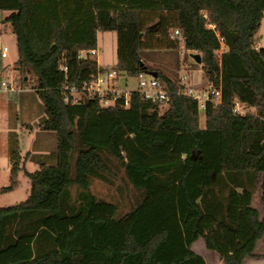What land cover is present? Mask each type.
Segmentation results:
<instances>
[{"label": "trees", "instance_id": "16d2710c", "mask_svg": "<svg viewBox=\"0 0 264 264\" xmlns=\"http://www.w3.org/2000/svg\"><path fill=\"white\" fill-rule=\"evenodd\" d=\"M0 11L17 37L21 85L43 103L41 143L55 139L51 152L12 147L11 183L0 193L18 188L20 173L31 190L0 207V264H208L193 249L199 238L223 264L257 257L264 47L256 35L264 0H0ZM99 30L117 34L119 77L158 73L165 110L139 88L127 106L123 98L111 106L98 96L65 100L64 86L80 88L105 70L79 56L97 47ZM180 44L201 55L205 80L221 90V102L203 108L205 127L179 75L147 54ZM94 180L122 196L129 189V209L97 197Z\"/></svg>", "mask_w": 264, "mask_h": 264}, {"label": "rangeland", "instance_id": "374dc122", "mask_svg": "<svg viewBox=\"0 0 264 264\" xmlns=\"http://www.w3.org/2000/svg\"><path fill=\"white\" fill-rule=\"evenodd\" d=\"M7 12L1 11L0 14V88L1 82L10 84L13 90L0 91V158L11 153L15 141H18L22 154L31 149L46 147L48 152L55 148L54 135L47 137V143H41V131L39 124L45 116L43 103L35 94L30 85L23 87L21 85L20 73L16 68L15 62L18 59L17 37L13 31L12 25L5 21ZM256 43L259 47H264V17L256 35ZM97 47L99 53L95 56L98 64L105 70L101 73L106 76V70L115 68L117 62V34L113 30H99L97 32ZM7 48L8 56L3 57L2 52ZM152 65L159 67L171 75H179L184 79L187 87L192 88L195 94H202L208 89V83L205 80L204 73L200 64L192 65L193 58L191 53L187 52L184 45L180 44L177 48L156 49L154 52L147 53ZM149 74L145 79L150 80ZM119 86L129 96L130 92L139 88L138 77L124 76L119 79ZM23 90V91H21ZM17 94V96H16ZM167 104L162 103L161 110H165ZM206 119L204 109L200 108V127H205ZM13 133L17 136L13 138ZM54 134V133H52ZM7 143V145H5ZM43 145L41 146L40 145ZM33 144V145H32ZM46 145V146H44ZM10 149V150H7ZM29 171L38 169L34 162H28ZM11 172L10 169H0V188L9 186ZM20 185L12 191L0 193V207L15 205L25 201L31 190L29 179L20 173ZM264 173L259 174L257 189L253 197L252 205L256 208L261 217H264ZM93 193L99 197L110 201H119L122 211L129 209V189L122 196L115 186H110L102 181L94 180L92 184ZM76 192V187H73ZM195 252L201 254L208 264H223L221 257L207 249L204 240L199 238L194 244ZM256 258L247 259L245 264H264V236L258 242L256 248Z\"/></svg>", "mask_w": 264, "mask_h": 264}, {"label": "built area", "instance_id": "2783aa9c", "mask_svg": "<svg viewBox=\"0 0 264 264\" xmlns=\"http://www.w3.org/2000/svg\"><path fill=\"white\" fill-rule=\"evenodd\" d=\"M1 14V11H0ZM175 35L180 37L178 30H175ZM181 39V37H180ZM99 53V48H92L88 51H81L80 58H92ZM2 56H8L7 48L2 52ZM64 70H67L65 64L62 60V66ZM102 72L99 73L97 78L91 82H86L82 87L76 86H64L63 94L67 102L78 104L86 102L95 96L100 97L101 104L103 106H111L117 103L120 99H124V104L127 106L129 104V96L126 92L119 86L118 71L116 68H111L106 70V76L102 77ZM145 73H140L138 75L139 89L148 97L155 100H159L162 103L167 102V92L158 78L152 77L150 80L145 79ZM183 77L181 79L182 83L187 87L184 82ZM0 90L11 91L13 90L9 83L2 81ZM186 91L188 94L195 96L198 100L200 108H205L208 101L221 102L222 95L221 90L216 89L213 85H209L208 89L204 90L202 94H195L192 88L187 87ZM234 111L239 114L245 113V108L241 104H236Z\"/></svg>", "mask_w": 264, "mask_h": 264}, {"label": "crops", "instance_id": "0c3cea01", "mask_svg": "<svg viewBox=\"0 0 264 264\" xmlns=\"http://www.w3.org/2000/svg\"><path fill=\"white\" fill-rule=\"evenodd\" d=\"M256 45H257V47H259V44L258 43H256ZM0 91H2V90H0ZM21 91H23V90H21ZM16 96H17V94H16ZM16 136H17V134L16 133H13V138L16 137ZM5 145H7V143ZM7 150H10V149H7ZM27 163H26V167H27ZM1 168H4V169L7 168V169H10L11 170L10 153L9 152H6V155L3 158H0V169Z\"/></svg>", "mask_w": 264, "mask_h": 264}, {"label": "water", "instance_id": "95a60500", "mask_svg": "<svg viewBox=\"0 0 264 264\" xmlns=\"http://www.w3.org/2000/svg\"><path fill=\"white\" fill-rule=\"evenodd\" d=\"M191 57L197 62V63H201V55L199 53H192ZM148 74L152 77L157 78L158 77V73L156 71H150L148 72Z\"/></svg>", "mask_w": 264, "mask_h": 264}]
</instances>
